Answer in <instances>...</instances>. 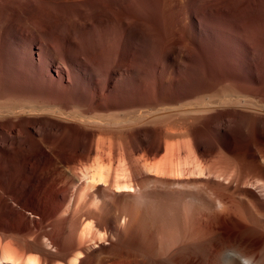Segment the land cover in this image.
I'll use <instances>...</instances> for the list:
<instances>
[{
    "label": "bare ground",
    "instance_id": "1",
    "mask_svg": "<svg viewBox=\"0 0 264 264\" xmlns=\"http://www.w3.org/2000/svg\"><path fill=\"white\" fill-rule=\"evenodd\" d=\"M27 1L0 0V38L2 29L51 34L44 18L54 24L60 2ZM81 3L89 25L107 23L110 6L129 14V0ZM63 5L69 15L73 7ZM101 32L86 47L87 68L92 77L107 64L120 74L125 65L102 56L111 30ZM64 46H46L63 80L12 67L0 40V120L35 119L0 126V264H264V61L245 77L172 46L166 60H189L195 76L185 82L197 90L163 88L160 79L148 92L144 60L126 65L131 89L108 92L70 73ZM189 97L196 102L184 103ZM178 111L186 117L158 121ZM5 199L40 223H18ZM152 232L159 235L150 245Z\"/></svg>",
    "mask_w": 264,
    "mask_h": 264
},
{
    "label": "rangeland",
    "instance_id": "2",
    "mask_svg": "<svg viewBox=\"0 0 264 264\" xmlns=\"http://www.w3.org/2000/svg\"><path fill=\"white\" fill-rule=\"evenodd\" d=\"M35 1H27V3L35 4ZM51 1L56 4L60 2V5L56 8L57 18L54 24L48 23L49 19L44 18L43 27L45 26V30H52L49 36L36 30H23L22 36L18 32H13V36L18 34L13 37L10 29L1 30L0 40L1 45L5 48V58L12 67L21 69L31 76L34 72L40 71L49 78L66 79L64 68L57 65L58 69L56 70L54 59L46 49L47 45L53 46L54 44L56 49L61 52L65 45L64 47L70 57L74 59L75 64L70 73L78 81L81 82L83 75L86 74L93 83L100 88H105L108 92L131 89L135 82L134 73L131 68L127 69L126 65L136 66L144 60L143 69L146 74L139 78L148 92L157 88L156 85L160 79L168 81L167 84L163 83V88L197 90L196 87L189 86L185 82L195 76V71L192 70L189 60L179 57L173 62L166 60L165 57L172 46L180 52L184 50L183 53L189 59L195 58L205 67L208 66L207 63L212 66L219 63L222 68L230 69L245 77L258 72L252 66L259 60L264 61V0H179L178 2L176 0H129L128 15L122 13L117 6H110L107 23L106 21L101 23L94 21L90 25L80 17L82 16L80 9H83L81 0ZM65 3L73 7L69 15H66L67 9L63 5ZM33 18L35 21L42 22L39 20V16L33 15ZM192 18H194L193 22ZM101 28L104 31L110 29L112 33L107 37L106 44H103L105 48H103L102 56L106 57L110 52V56L125 67L120 71V74H117L113 72L115 68L107 64L105 73L92 77L87 68L89 62L86 47L95 44L96 36H101L103 32H101ZM140 29L147 30V34L149 33L150 36L148 37L144 33L140 34ZM15 38L19 39L15 40ZM16 60H21L19 62L22 63H18ZM102 61L106 66L105 59ZM24 63L29 67H26ZM168 75L172 77L171 81L167 79ZM205 81L213 83V80L207 75ZM176 83L178 86L174 85ZM247 86L261 91L256 84L249 82ZM83 87L89 89L95 88V85L88 86L84 83ZM201 89L204 90V88ZM193 100L196 102L197 99L189 97L183 101L185 103ZM142 110L145 111L144 108ZM159 117V122L171 123L181 120L182 117H186V114L178 111V114ZM34 120L32 117H26L20 121L0 120V126H15L21 122H26L29 125ZM47 122L58 124L54 120H47ZM145 128L146 130L151 129L148 126ZM82 129L80 127L79 131L88 134L86 129ZM6 131L9 136L15 137L12 130L6 129ZM4 145V142L0 141V147ZM41 151L44 153L46 149ZM9 200L6 201L7 207L9 206V209L20 215H18L19 219H16L18 223L31 227H35L37 222L40 223L37 215L27 213L19 203ZM40 226L44 227L43 224ZM144 227H148V224ZM44 228L49 229L46 226ZM158 235L157 232L151 233L152 238L150 237L151 239L148 240L150 245L158 240Z\"/></svg>",
    "mask_w": 264,
    "mask_h": 264
}]
</instances>
